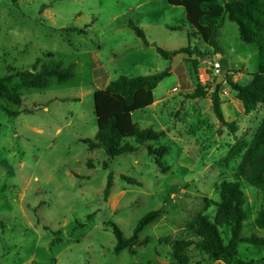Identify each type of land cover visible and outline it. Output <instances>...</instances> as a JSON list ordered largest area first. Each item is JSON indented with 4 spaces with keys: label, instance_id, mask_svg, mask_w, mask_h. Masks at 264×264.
Here are the masks:
<instances>
[{
    "label": "rangeland",
    "instance_id": "obj_1",
    "mask_svg": "<svg viewBox=\"0 0 264 264\" xmlns=\"http://www.w3.org/2000/svg\"><path fill=\"white\" fill-rule=\"evenodd\" d=\"M130 23L143 31L149 46ZM217 24L219 53L188 37L183 6L169 0H0V79L11 76L9 86L21 99L20 105L0 100V264H177L173 244L198 241L192 225L198 215L213 218L224 180L237 182L244 195L240 235L264 239V229L255 223L264 194L234 176L264 108L245 115L225 80L247 84L258 51L240 39L234 23ZM187 45L195 50L190 57L195 69L185 54L165 60L156 52ZM220 57L228 68L217 83ZM37 59L71 66L72 77L64 82L51 77L42 88L23 85L19 73L30 71ZM166 68L170 76L152 92H139L132 106L137 109L128 115L104 94L107 83L120 76ZM196 83L208 93L188 99ZM217 85L224 119L237 123L234 133L212 112ZM101 109L114 110L122 128L130 121L163 132L166 172L143 147L113 159L102 148L90 150L81 140H92L104 127L109 115ZM235 144L239 154L230 153ZM108 175L112 182L104 201ZM155 210L162 214L139 234L135 254L116 251L108 223L129 238L138 221ZM219 231L226 243L229 228ZM189 250L188 264H207L194 245ZM235 260L264 264V245L238 244Z\"/></svg>",
    "mask_w": 264,
    "mask_h": 264
},
{
    "label": "trees",
    "instance_id": "obj_2",
    "mask_svg": "<svg viewBox=\"0 0 264 264\" xmlns=\"http://www.w3.org/2000/svg\"><path fill=\"white\" fill-rule=\"evenodd\" d=\"M173 5H182L185 10V23L190 29L188 37L198 38L212 47L214 51L220 52L215 43V36L218 22L225 19L234 23L239 31L240 39L247 45H252L258 51V66L251 74L250 81L241 85L231 78H226L227 85L235 93L236 99L242 104L245 115L264 108V0H169ZM221 4V5H220ZM46 8L45 6L43 9ZM133 33L141 39L144 46H149L143 31L133 24H129ZM180 29L179 26L171 30ZM156 52L165 60H169L178 54L188 56L192 68L195 69L196 62L190 57L195 50L190 45L172 51H166L156 47ZM238 73V71L236 72ZM21 83L31 88H42L46 80L53 77L58 82L67 81L72 77V67L65 69L60 62L50 61L41 63L37 59L30 71L19 73ZM169 76V69L162 73L126 78L123 76L111 80L104 88V94L114 103V109H121L122 115H128L137 107L136 97L139 92H152L157 85ZM11 76L0 79V100H5L12 105H20L21 99L18 94L9 86ZM211 97L212 112L216 119L232 133L237 131L235 121L227 122L222 114L218 89ZM207 89L199 83L195 84L194 90L186 94L188 99H199L207 95ZM39 106H35L36 109ZM106 112L109 115L104 127H98L94 138L83 139L90 150L102 148L110 159L135 153L140 147L147 150L154 163L162 173L166 172L163 166V157L167 154L168 148L159 141L164 137L163 132L151 128H141L136 123L128 121L126 128H122L117 121L114 110L101 109L99 112ZM28 113L27 110L22 111ZM10 116L18 115L19 112H9ZM99 123V122H98ZM156 142V147L149 143ZM235 144L230 153L239 154ZM91 165V163L89 164ZM234 176L243 179L246 183L258 189L264 194V118L261 120L241 160L235 170ZM112 176L108 175L107 183L103 191V199L106 200L111 187ZM244 195L239 189L237 182L222 181L219 185V201L215 203V214L212 219L205 215H198L192 225V232L198 236L196 243L189 241H178L172 246L171 258L177 264H188L189 247L194 245L201 253L206 255V262L222 260L225 264H254V261L235 260L237 246L240 243L252 245H264V239L256 236L242 237L240 231L246 218L243 210ZM162 214L161 210L150 211L145 214L136 224L132 235L125 238L114 223H108L112 229L116 251L128 249L129 254L134 255V248L138 243V236L142 230ZM257 227L264 229V207L261 208L255 217ZM229 228V239L225 243L221 237L219 228Z\"/></svg>",
    "mask_w": 264,
    "mask_h": 264
},
{
    "label": "water",
    "instance_id": "obj_3",
    "mask_svg": "<svg viewBox=\"0 0 264 264\" xmlns=\"http://www.w3.org/2000/svg\"><path fill=\"white\" fill-rule=\"evenodd\" d=\"M228 68V61L224 57H220L216 62V73L218 75L217 83L223 80L224 74Z\"/></svg>",
    "mask_w": 264,
    "mask_h": 264
},
{
    "label": "crops",
    "instance_id": "obj_4",
    "mask_svg": "<svg viewBox=\"0 0 264 264\" xmlns=\"http://www.w3.org/2000/svg\"><path fill=\"white\" fill-rule=\"evenodd\" d=\"M174 59V58H173ZM172 59V60H173ZM172 66V65H171ZM170 72H171V75H172V73H174L175 71H174V68H173V66H172V69L170 70ZM170 76V75H169ZM235 82V81H234ZM166 91V90H165ZM154 93V92H153ZM163 95V94H162ZM162 95H159L158 97H161ZM234 98L236 99V96H235V93H234ZM235 101H238L237 99L235 100ZM239 102V101H238Z\"/></svg>",
    "mask_w": 264,
    "mask_h": 264
}]
</instances>
